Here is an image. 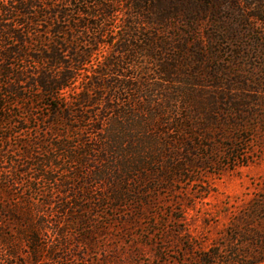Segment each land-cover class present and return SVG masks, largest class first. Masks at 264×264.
Masks as SVG:
<instances>
[{
	"label": "trees",
	"instance_id": "1",
	"mask_svg": "<svg viewBox=\"0 0 264 264\" xmlns=\"http://www.w3.org/2000/svg\"><path fill=\"white\" fill-rule=\"evenodd\" d=\"M112 27L115 38L108 37ZM221 45L230 54L226 61L212 56ZM99 49L109 51L96 60ZM39 109L45 114L37 117ZM35 121L58 143L46 132L18 139L15 147L24 149L10 158V132L21 136ZM260 126L264 0H0V174L6 163L19 174L0 175V222L3 216L9 230L0 224V264H14L9 260L21 256L19 247L30 264L58 251L61 260L69 255L66 232L44 219L43 209L54 202L42 191L46 184L55 182L64 197L73 192L75 204L55 203L60 214L94 201L91 208L128 209L122 225L134 227L145 211L158 209L159 190L175 193L194 163L207 168L220 158L247 165L245 150L264 132ZM61 159L76 174L56 184ZM17 176L27 199L12 191ZM83 181L107 190L87 199ZM36 195L43 198L37 206ZM260 215L264 188L232 224L242 227L243 235L233 234L243 236L237 248L231 241L229 251L210 249L198 264L223 256L221 264H264ZM68 223L85 229L82 216ZM49 228L59 242L42 238Z\"/></svg>",
	"mask_w": 264,
	"mask_h": 264
},
{
	"label": "rangeland",
	"instance_id": "2",
	"mask_svg": "<svg viewBox=\"0 0 264 264\" xmlns=\"http://www.w3.org/2000/svg\"><path fill=\"white\" fill-rule=\"evenodd\" d=\"M115 22L117 24L122 22L119 14ZM117 33L118 28L112 27L108 31V37L115 38ZM108 51V49H99L96 60L101 59L102 55ZM212 56L218 58V61H226L230 54L221 45L217 50L212 51ZM41 113L45 114V110L39 109L36 111V116L38 117ZM43 127L35 121L21 136L16 134L18 131L10 132L12 137L8 142L5 141L9 147L8 150L11 151L9 157L13 159L16 156L14 150L24 149V146L15 147V141L36 135L41 136L46 132ZM260 128L264 131V127L260 126ZM56 130L63 131L61 127ZM46 133L47 139L53 140V145H56L58 138L50 137L52 134L50 131ZM86 134L87 139L93 138V135H90L93 134L92 131ZM1 135L0 132V141ZM259 137L247 145L248 151H245L250 153V156L245 166L225 165L220 158L216 159L217 164L207 168L194 163L195 166L191 168L192 173L186 178H180L179 184L174 189L175 193H168L162 188L159 190L161 200L157 206L158 209L145 211L144 214L142 212L143 218L136 221L134 227L122 225L123 221L128 220L131 215L128 209L119 208L113 211L109 209L111 207L109 204H104L105 206L100 208H91V203H95L94 201L76 203L85 210L74 209V205L71 206L69 214H60L59 206L55 203L62 199L75 204V199L71 196L73 192L69 194V197L67 195L64 197L62 194H57L55 182L46 184L42 191L50 192L48 195L54 202L50 207L43 209L46 214L44 219L50 221L52 229L55 228L54 224L59 222L57 224L59 230L66 232L64 240L69 255L61 260L62 253L59 251L52 256L46 254L37 264H198L196 258L210 249L218 248L223 252L224 247L227 246L225 251H229L231 241L237 248L243 236L234 237L233 234L243 235L242 227L235 231L232 224L242 214L251 199L264 188V132ZM59 163L63 172L60 168L54 173L56 184L63 179L68 181L76 174L75 166L71 169L64 167L62 159ZM11 165L13 166L12 163H6L0 175H9V171L13 172L14 177L19 175L11 170ZM25 170L26 167L18 168V171ZM26 174L29 175L28 172ZM17 180L19 184L15 185V190L12 188L13 193L20 194L22 200L27 199L29 193L22 184L21 176H17ZM87 181H83L84 189L88 190L87 199L96 200L99 195L106 192L105 185L93 184V182L86 185ZM77 194L81 195L82 192L78 191ZM5 199L3 198L4 203ZM42 200L43 198L39 195L32 197V202H35L36 206ZM152 213L156 214L153 215L156 217V222L151 217ZM78 215L82 216L85 226V229H79V231L77 228L72 229L68 223L70 218ZM31 218L35 220L38 216L36 218L32 215ZM259 218L263 219L264 216L260 215ZM4 223V217L1 216V227L9 232L8 227H3ZM49 229L44 232L42 230V238L58 240L60 237L54 235ZM253 231L257 233L256 228H253ZM82 236H86L88 240H84ZM90 242L92 246H89ZM19 251L21 256L9 262L30 264L29 259L24 258L27 255L25 247H19ZM227 259L224 256L220 257L217 264Z\"/></svg>",
	"mask_w": 264,
	"mask_h": 264
}]
</instances>
